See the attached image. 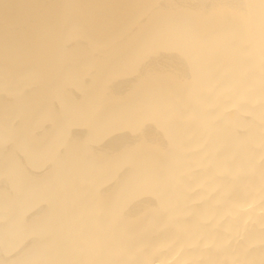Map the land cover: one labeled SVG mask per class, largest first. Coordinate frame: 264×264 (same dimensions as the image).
<instances>
[{"label":"bare ground","instance_id":"1","mask_svg":"<svg viewBox=\"0 0 264 264\" xmlns=\"http://www.w3.org/2000/svg\"><path fill=\"white\" fill-rule=\"evenodd\" d=\"M0 264H264V0H0Z\"/></svg>","mask_w":264,"mask_h":264}]
</instances>
